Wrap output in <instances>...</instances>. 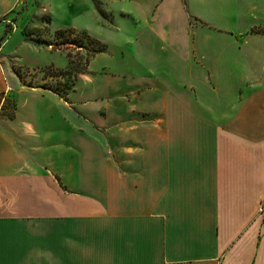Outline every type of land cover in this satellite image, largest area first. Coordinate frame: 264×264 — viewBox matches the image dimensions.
Masks as SVG:
<instances>
[{
	"label": "crops",
	"instance_id": "0c3cea01",
	"mask_svg": "<svg viewBox=\"0 0 264 264\" xmlns=\"http://www.w3.org/2000/svg\"><path fill=\"white\" fill-rule=\"evenodd\" d=\"M255 1L0 0V264H264ZM33 17L105 45L63 94L9 69L68 66Z\"/></svg>",
	"mask_w": 264,
	"mask_h": 264
},
{
	"label": "rangeland",
	"instance_id": "374dc122",
	"mask_svg": "<svg viewBox=\"0 0 264 264\" xmlns=\"http://www.w3.org/2000/svg\"><path fill=\"white\" fill-rule=\"evenodd\" d=\"M17 1V0H16ZM40 0H33L35 2L34 6H36V9H38L37 3ZM13 0H10V3H12ZM256 8L258 11V14L256 15L257 11L254 12V16L251 20V23L262 24L264 22V0H258L255 1ZM28 0H21L22 6L20 7V11L25 8L27 5ZM100 11V14L104 16V18L108 17V14L103 11L102 9L98 8ZM107 16V17H106ZM43 23L44 21L47 23L48 18L43 17L42 19ZM194 21H192L193 23ZM42 23V24H43ZM40 23H38V18L33 17L31 19V22L28 26L24 27L22 31L29 35L31 38L38 40L39 44H43L44 41L46 44H52L51 47L53 48H59V49H67V55H70V60H72L71 66L72 69H70L68 66L65 69L62 68H54L51 67H44L42 69H26V67H19L17 64H15L10 58H8L7 63L9 66V69L13 74L17 76L19 81L23 82L24 84H28L29 86H41L45 89L52 90L54 92L58 93H64L67 92L69 89H71L72 84L76 78V75L80 72V69L85 68L86 59L88 60L91 57V44L88 42L87 38L81 34V32H63L61 35L53 34V38H50L47 36L49 32L47 31V25L45 24V27ZM254 32H264V27H254L252 29ZM46 36V37H45ZM48 39L47 41L45 40ZM22 51V50H21ZM105 51V50H104ZM22 61L25 62V64H32L34 62L39 63H48L50 59H54L55 61L59 60V55H54L53 53L40 50L39 52L31 53L29 51H22L20 52ZM61 59V58H60ZM19 60V59H18ZM253 72L255 73V78L252 81L254 86H259L261 81V72L263 70L262 67H264V63L260 64H254L252 65ZM60 71V72H59ZM83 71V70H82ZM64 72V73H63ZM252 85V84H251ZM198 87V81L195 83V88ZM205 87L210 88L207 83L205 84ZM202 88V87H201ZM200 88V89H201ZM204 97L207 99V101L211 102L213 104L215 101H217V98H215V95L213 94V91H205Z\"/></svg>",
	"mask_w": 264,
	"mask_h": 264
},
{
	"label": "trees",
	"instance_id": "16d2710c",
	"mask_svg": "<svg viewBox=\"0 0 264 264\" xmlns=\"http://www.w3.org/2000/svg\"><path fill=\"white\" fill-rule=\"evenodd\" d=\"M100 11V10H99ZM63 32H74L73 30L71 31H57L55 34L57 35H61ZM82 35H84L88 42L91 44V56L94 55L95 53H98V52H103L105 50V45L100 43L99 41L91 38L89 35H87L86 33L84 32H81ZM68 58H69V68L72 69V66H71V63H72V60H70V55H68ZM88 62V60L86 59V63ZM86 65V64H85ZM49 68V67H48ZM82 70H84L83 68L80 69L79 71L81 72ZM60 72V71H59ZM64 73V72H63ZM60 94V93H59Z\"/></svg>",
	"mask_w": 264,
	"mask_h": 264
}]
</instances>
